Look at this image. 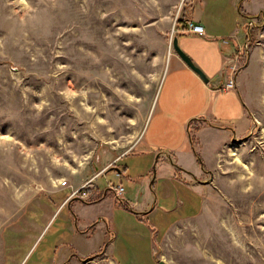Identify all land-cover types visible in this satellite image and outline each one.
<instances>
[{"label":"rangeland","instance_id":"1","mask_svg":"<svg viewBox=\"0 0 264 264\" xmlns=\"http://www.w3.org/2000/svg\"><path fill=\"white\" fill-rule=\"evenodd\" d=\"M204 1V25L220 43L232 42L234 30L242 38L260 17L247 47L240 39L238 66L249 67L242 78L256 126L250 137L232 140L219 161L204 217L156 235L157 252L166 264H264V9L246 18L242 0ZM191 3L0 0V264H34V251L23 258L44 225L40 210L31 209L36 195L73 182L86 190L90 178L152 133L173 39ZM255 3L264 7V0ZM111 183L114 172L93 187L103 195ZM77 197L90 198L86 191ZM153 245L151 238L147 248L124 243L117 256L127 255L123 264H159ZM97 258L80 264H109Z\"/></svg>","mask_w":264,"mask_h":264},{"label":"crops","instance_id":"2","mask_svg":"<svg viewBox=\"0 0 264 264\" xmlns=\"http://www.w3.org/2000/svg\"><path fill=\"white\" fill-rule=\"evenodd\" d=\"M191 5L193 13L188 22L202 26L206 35L182 30L178 31L177 38L182 50L207 75L209 84L173 54L164 77V88L153 110L152 121L156 114L158 116L152 133L144 132L133 148L117 159L114 167L100 173L101 176L114 172L116 183L109 184L102 195L98 187H93L100 177L95 176L88 180L89 186L84 189L90 197L87 200L75 195L82 185L73 182L63 189L36 195L31 201V209L40 210L44 225L24 256V262L34 251V264H80L79 259L90 258L105 246L104 254L97 259L123 264L120 257L127 255L123 252L117 256L121 244L147 248L151 238L152 258L159 263L156 235L168 236L182 223H196L207 213L216 194L212 186L219 161L225 159L232 140L250 137L256 125L242 78L249 67L238 68L239 61H243L238 57L243 48L240 39L246 44L248 37L246 25L245 36L238 39V31L234 30L228 34L232 42L220 43L213 29L204 25L208 4L204 0H192ZM262 9L264 7L257 5L255 0H242L245 16H258ZM255 18L260 19L259 16ZM234 68H238L236 73ZM232 77L237 81V90L220 91ZM215 81L216 88L213 87ZM192 120L194 124H205L196 133L200 141L196 149L208 171L198 163L190 141L192 125L189 122ZM225 122L234 133L215 127ZM162 137H166V143H161ZM176 166L181 171L178 172ZM112 186H123L125 191L117 196L111 191ZM64 191L70 196L57 195ZM119 201L127 204L130 210ZM127 222H132L133 227H127ZM50 228L49 239H45L44 247L37 253L42 247L40 240Z\"/></svg>","mask_w":264,"mask_h":264},{"label":"trees","instance_id":"3","mask_svg":"<svg viewBox=\"0 0 264 264\" xmlns=\"http://www.w3.org/2000/svg\"><path fill=\"white\" fill-rule=\"evenodd\" d=\"M193 13V12H192ZM246 18H251L250 16H245ZM182 23V22H181ZM179 24L178 25V30L177 31H186L187 30V27H186V25H184V24ZM252 38H253V32H250L249 34H248V37H247V40L250 42V40H252ZM192 121H195V120H192ZM205 123L206 124H208V125H211L209 122H207V121H205ZM227 122H225V123H222L221 125H215V127H221V128H223V129H228V130H232L233 128H227ZM192 125V124H191ZM201 128L199 127V126H194V130L192 129V128H190L189 129V134H190V141H191V143H192V145H193V150H194V153H195V155H196V157H197V161H198V163L200 164V165H202V167H203V169L205 168V166L203 165V160H202V158L199 156V154L197 153V144H198V138L196 137V135H195V133H197L199 130H200ZM233 131H234V129H233ZM176 168H177V170H178V172L179 171H181L180 170V168H178L177 166H176ZM205 170V169H204ZM58 196H60L61 198H63L62 196H65L66 198L67 197H69L70 196V194L68 193V192H61V193H58L57 194ZM58 196H56V197H58ZM119 203L122 205V206H124L127 210H130V207L127 205V204H124L122 201H119ZM50 230H51V228L49 229V231L46 233V235H45V237L43 238V240H42V242L40 243L41 245L43 244V242L45 241V239L48 237V235H49V233H50ZM35 254V253H34ZM33 254V255H34ZM104 254V248L103 249H101L97 254H95L94 256H92V257H90V258H87V259H84V260H82V259H79V261H81V262H88V261H92V260H94V259H96L97 257H100V256H102Z\"/></svg>","mask_w":264,"mask_h":264},{"label":"built area","instance_id":"4","mask_svg":"<svg viewBox=\"0 0 264 264\" xmlns=\"http://www.w3.org/2000/svg\"><path fill=\"white\" fill-rule=\"evenodd\" d=\"M258 23V18L256 20H252L248 23V26L246 28L247 32L248 29L252 28V26H257ZM187 30L186 32H188L189 34H194V35H200V36H205V29L200 26L195 24L194 22H187ZM248 46V43L245 44V47ZM244 47V48H245ZM239 57L242 58V55L239 54ZM234 70L236 71V68H234ZM237 88V84H236V79L234 77H232L229 82L225 83L224 85L221 86L220 91L222 92H230V91H234ZM67 186V184H65V187ZM85 188L80 189L75 195H78L80 193H82L84 191ZM111 190L117 195H121L124 192V187L123 186H112Z\"/></svg>","mask_w":264,"mask_h":264},{"label":"water","instance_id":"5","mask_svg":"<svg viewBox=\"0 0 264 264\" xmlns=\"http://www.w3.org/2000/svg\"><path fill=\"white\" fill-rule=\"evenodd\" d=\"M173 49L174 52L181 58V60L195 73L200 79L205 83L209 84L210 80L207 75L194 63V61L182 50L179 45V40L176 37L173 39ZM160 264H166L165 262H160Z\"/></svg>","mask_w":264,"mask_h":264},{"label":"flooded vegetation","instance_id":"6","mask_svg":"<svg viewBox=\"0 0 264 264\" xmlns=\"http://www.w3.org/2000/svg\"><path fill=\"white\" fill-rule=\"evenodd\" d=\"M112 191V190H111Z\"/></svg>","mask_w":264,"mask_h":264}]
</instances>
